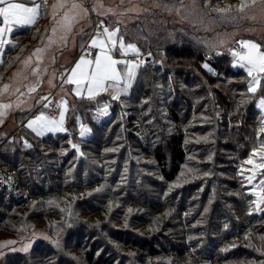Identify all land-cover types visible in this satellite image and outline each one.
Segmentation results:
<instances>
[{
  "label": "trees",
  "instance_id": "obj_1",
  "mask_svg": "<svg viewBox=\"0 0 264 264\" xmlns=\"http://www.w3.org/2000/svg\"><path fill=\"white\" fill-rule=\"evenodd\" d=\"M155 1L166 2L167 7L175 5L174 0ZM209 13L211 16L217 15L215 12ZM157 26L165 38L163 43L160 41L158 45L165 50L164 56L170 65L177 63L185 69L188 68L186 62L190 63L192 59L196 65H199L204 61V55H201L203 50L209 51L211 54L213 50H219L220 40L215 41L211 47L203 45V50L193 47L191 43L196 38L190 32L195 25L191 22ZM135 29L147 32L146 26L140 21H135L124 28L125 40L136 43L141 51H145L147 48L145 36H138ZM235 29L238 30L237 27H229L227 30L221 28L224 33H228L226 35L236 36ZM252 38L264 42L262 35ZM234 40H238L237 37H234ZM232 42L228 43L231 44L230 47L234 45ZM230 56L228 50L220 56L209 55L207 61L213 68H217V65L220 67L222 63H225L228 65V69H226L228 76L236 79H232L231 84L228 85L232 95H235H233L235 100L231 96L232 100L230 101L228 96L217 89L219 98H223L229 108L234 109L231 116L232 121L224 118L223 115L219 116L218 112L222 110L218 111L217 108L219 109L220 104L214 102V98L209 99L206 93L205 86L209 82L207 79H204L206 80L203 84L204 89L201 91L200 97L196 96L195 102L192 103L189 95L184 92L180 93L174 102H170L168 95L161 94V88L156 87L154 80L149 79L158 71L153 70L152 64L148 61L138 72L136 82L129 94L130 97L127 98L128 105L142 99V102L139 101L142 106L137 101V106L134 108L129 106L128 110L126 109L128 114L122 118V109L119 107L121 105L115 103L111 115L107 116L108 118L103 123L96 125L97 131H93L87 142H82L79 145L81 146L79 155L77 151L69 148L68 136L58 135L40 139L26 131L28 132L26 137L25 134H20L11 140H0L1 164L3 168L16 173L21 188L27 191L31 198L42 197L38 200L39 207L42 208L43 203L46 208L45 204L49 202L48 193L65 185L74 188V182L78 183L81 180L85 182L83 185L88 187L105 183L109 187L107 195H116L115 189H119L117 193L119 195V191L126 187L121 178L123 170L128 167L129 160H140L142 155L145 158L146 156L151 158L150 156L153 155L158 168L154 167L147 174L149 182L145 179L140 191L127 186L128 197L119 198L129 204L151 205L152 201L148 199L151 194L145 185L152 189V193L156 192L155 187H159L163 191L167 190V192L171 189L170 200L166 204H157L152 207L156 210L160 207H167L166 217L159 222L161 230L157 234L147 237V239L140 237L137 240L135 236L129 234L124 237L126 239L123 238L120 242L125 246L131 243L129 245L138 251L141 259H145L147 256L166 254L172 255V258H176L177 261L181 260L179 264H242L241 260L244 258L252 261H264V251L260 250L261 253H258L255 243L258 236L264 237V223L258 222L264 221V214L262 217L248 214L252 203H242V201H245L244 196L249 194L240 188L239 177H233L243 159L253 148H257L256 146L260 142V140L257 141L258 129L261 125L260 110L255 107L256 97H251L247 93L246 72L241 68H234ZM179 71L183 74L186 73L184 70ZM219 72H222L221 68H219ZM189 74L190 72H188ZM218 75L217 78L211 77L219 80L221 76ZM210 80L212 79L210 78ZM201 81L198 80V83ZM209 84H212V81ZM209 84L207 83V87ZM211 90L215 94L214 87ZM245 96L248 98V104ZM242 100L245 101L243 104ZM90 103L93 102L83 100L77 107L82 110L94 107ZM73 114H79L85 122H92L88 112L86 115L73 108ZM117 118L122 120V127L118 125L115 129H110L111 121ZM222 118L227 122H220ZM229 124L232 127L229 130L225 129ZM75 125L76 117L73 118L74 129ZM219 127H222L221 130ZM208 130L212 131L209 136L210 140L207 142L197 140V135L208 132ZM224 133L227 136L225 139ZM23 138L28 140L31 147L23 144ZM73 141L78 142L77 139ZM9 145L16 148L11 154L3 150V148H9ZM102 146L104 147L102 148ZM67 149H70V153L66 154ZM108 149H117V151H108ZM151 151L153 153H150ZM197 152L199 153L197 160L201 164L196 166V171L197 173L207 172V176L184 186V190L181 192L174 190L169 184L175 180L188 156L195 155ZM73 164L75 165L73 166ZM220 168L227 171L223 174L227 177L226 180L222 177L221 179L229 182L224 186L229 189L224 194L219 191L220 174L218 172H220ZM155 172L159 181L166 184H159L151 176ZM236 187L240 188L241 192H235ZM103 196L98 197L99 202L101 199L103 200ZM87 197L89 198L85 200L86 206L97 207L94 202L96 198ZM180 198L181 208H179L180 202L177 206L173 205L174 201L180 200ZM131 200L134 202H130ZM24 206L26 204L5 205L0 202V207L5 209L23 208ZM231 209L238 210L236 212L238 215ZM137 212H148V210ZM241 216L245 218L246 223L239 220ZM138 217L142 218L143 216L139 215ZM42 219L37 218L36 220L42 222ZM176 231L177 233H175ZM87 234V240L83 241L85 238L80 237L83 233L74 234L73 232L76 250L82 249L83 245V248L86 249L82 254L84 262L87 264H117L113 257H109L108 245L105 247L106 241L112 239L111 236L91 231ZM165 234L169 235L165 236ZM247 234L251 238H249L251 241L249 243L245 240L246 237L248 239ZM239 235L244 236V241L247 244L242 245L241 242H236ZM257 245L260 246V244ZM42 246L43 244H40L35 247L28 255H15V260L12 259L10 263L40 264L43 256H49L52 257L50 259L56 257L57 264H65L63 262L66 261V257H63L59 248L49 247L40 250ZM191 251L193 254L190 253Z\"/></svg>",
  "mask_w": 264,
  "mask_h": 264
},
{
  "label": "rangeland",
  "instance_id": "obj_2",
  "mask_svg": "<svg viewBox=\"0 0 264 264\" xmlns=\"http://www.w3.org/2000/svg\"><path fill=\"white\" fill-rule=\"evenodd\" d=\"M89 1V3H88ZM83 0L85 7H91L90 0ZM130 1V0H129ZM127 0L126 5L129 4ZM100 2V1H99ZM159 7H156L154 4V0H136L135 3H141L144 7H148L149 11H143V13L137 14L136 18L133 17L131 20H137L140 21L144 26L147 28V32H140V30L135 29L138 36H145V40L147 43V48L145 51H142V59L145 60V62L150 61L152 64V69L157 70L158 72H155L153 77L149 78L150 80H154L156 83V87L161 88L160 93L167 94L169 97L170 102H174L176 99H178L180 93H185L189 95V98L191 102H195L198 97L201 96V91L204 89V85L206 80L212 81V84H209L207 87L206 83V93L210 98H214V102H217L220 104L219 109L217 108L219 116L223 115L224 118H228L230 121H232V112L234 109H230L229 106L225 103V100L223 98H219L218 91L222 92V94L228 96L229 100L231 101L230 97L232 95L228 85L231 84L232 79L236 80L233 77H229L227 74L228 65L225 63H222L219 67L217 65V68L214 67L207 61V57L209 55H215L220 56L224 54V52H228L231 44L224 43L223 45L220 44L219 50L215 49L212 51V54L209 51H204L202 49L203 45H209L208 47H211L215 41L222 39L223 36H225L228 33H224L221 28H225L226 30L229 27H237L238 30H236V36L238 40H240L244 36H253L260 35L264 32V16H262L259 12H256V19L255 20H240V19H225L221 18L218 14L211 16L209 12H215L216 8H225L228 5L232 6L233 13L235 12L236 6H238L240 0H214L213 4L209 7L202 3V0H197V3L195 5L192 4V0H174L175 5L165 8L166 2H158ZM56 3V2H55ZM88 3V4H87ZM54 4V3H53ZM89 5V6H88ZM94 5V4H93ZM93 7H98L97 4H95ZM126 7V6H125ZM124 7V8H125ZM123 5H120L118 10L115 9L116 15L120 16V12H126L124 11ZM108 9V8H105ZM180 10L177 12V10ZM59 10V9H58ZM253 13H249V15H252ZM113 17H107V18H100L101 20L104 19L105 24L109 25V23H113ZM154 18V19H153ZM120 21H123L124 18H119ZM125 21V20H124ZM191 22L195 26L191 30V35L194 36L196 39L192 40L191 45L195 48H201L203 50L202 56L204 55V61L201 62L199 65H196L194 63L193 59L190 61V63L184 61L187 63V67L183 69L184 67L178 65L177 63H167V59L164 56L165 50L161 49L160 45H158L161 41L165 40L163 37V33L158 29L157 25H173L176 23H187ZM128 23V21L126 22ZM98 24V23H97ZM96 22L94 24L96 28ZM233 25V26H232ZM56 26H59L58 23H56ZM82 24H78V28L81 27ZM263 27V29H261ZM142 29V27H140ZM149 28V30H148ZM259 29V30H257ZM256 30V31H254ZM178 31V30H176ZM156 34H154V33ZM61 33L64 34L63 30L61 29ZM244 37L242 39H252L258 41L256 38L252 37ZM264 37V36H263ZM143 38V39H144ZM142 39V40H143ZM235 41V40H234ZM233 41V42H234ZM232 42V43H233ZM156 45V47H155ZM148 49V50H147ZM151 53V55H149ZM217 53H220L219 55ZM169 55V54H168ZM148 56V58H146ZM193 57V56H192ZM232 58V56H230ZM194 58V57H193ZM232 66H233V58H232ZM207 64L209 68L212 69L210 72L208 69L204 68L203 65ZM144 66V65H143ZM142 66V67H143ZM185 66V67H186ZM195 67V68H194ZM199 67V68H198ZM194 68V69H190ZM219 68H221L222 72H219ZM239 68V67H234ZM179 70H184L186 73H180ZM152 72V71H151ZM188 72L190 74L188 75ZM218 72L221 78L219 80H215L214 78H217ZM215 73V74H213ZM247 74V73H246ZM218 75V76H219ZM212 76V77H211ZM210 78L212 80H210ZM198 80H202L200 83H198ZM148 87V86H147ZM214 87L215 94L211 90ZM130 91V90H129ZM245 94V93H244ZM129 96V95H128ZM127 96V98H128ZM197 96V98H196ZM235 96V95H234ZM244 96V95H243ZM130 97V96H129ZM231 97V98H232ZM127 98H120L118 101H111L107 98H103V100H99L100 103L108 102L111 106L108 109V115H111V110L114 107L115 103L120 104L119 106L121 110V116L122 118L125 117L128 112V107L134 108L138 104H141L142 99L136 100V102H131L128 105ZM259 94H257L255 104L258 103ZM1 99V98H0ZM234 99V97H233ZM235 100V99H234ZM245 100L248 104V98L245 96ZM3 101V100H2ZM140 101V102H139ZM7 102H1L0 104H4ZM142 106V104H141ZM98 107V104L95 105L93 108L94 110ZM256 107V106H255ZM257 108V107H256ZM92 109V110H93ZM127 109V110H126ZM258 109V108H257ZM260 110V109H258ZM89 111V110H87ZM91 112V111H90ZM107 116H101L99 113H96L95 115L92 113V122H89V128L91 129V133L93 131H97L96 125L103 123L104 119L107 118ZM260 121L264 119V111L260 110ZM220 122H225L226 120L223 118ZM241 120V119H240ZM236 120V121H240ZM85 122V120L80 118L79 121H76L75 125V131H73V140H76L78 142H74L73 144L80 145L82 140H79L77 137V128L79 122ZM227 122V121H226ZM88 123V122H87ZM92 123V124H91ZM236 123V122H235ZM122 120H112L110 123V129H115L118 125L122 127ZM212 127V126H211ZM232 127V125L229 124L225 129L229 130V128ZM261 127V125H260ZM220 128V127H219ZM222 128V127H221ZM220 128V130H221ZM124 129V126H123ZM259 130V129H258ZM133 131V130H132ZM211 130H208V132H202L199 135H197V140L200 141H208L210 140L209 136L211 134ZM259 132V131H258ZM8 133V130H4L0 132V138L6 137ZM221 133H223L221 131ZM225 133L223 134V136ZM9 136V135H8ZM92 136V134H91ZM76 137V138H75ZM91 138V137H90ZM227 138V136H224V139ZM258 143L257 148L259 147L260 143L264 141V135H260L258 133L257 141ZM104 146H102L103 148ZM15 146L9 145V148H3L4 151H7L8 153H12L15 151ZM72 149V148H70ZM70 149L66 150L65 153L67 154ZM81 153V146H79ZM76 152V149H72ZM200 152V151H199ZM252 152V151H251ZM251 152L248 154V156L251 154ZM4 153V152H3ZM70 153V152H69ZM150 153H153L152 151ZM197 154L188 156L186 163L182 165L179 173L177 174L175 180H173L169 186L177 191H183L184 186H187L189 184H192L196 182L199 178H205L207 176L206 173H197L196 166L198 164H201L197 160ZM246 156L242 163L240 164L238 171L234 173L233 177L238 178L241 180V187L244 192L249 194L248 196H244L246 199L245 201H242V203H248L250 204L253 200L256 199L255 196L251 195V191L253 188L252 184H248L247 180L245 179L246 176L249 175L247 171L244 172V176H241L239 173L241 171V168L243 166L244 169L250 168L251 165H244V161L248 158ZM78 157V156H77ZM151 158L149 156L144 157L142 155L140 157V160L131 161L129 160L128 167H126L123 170V177L121 178V181L123 184H126V187L122 188V191L120 190L119 195L118 190L115 189L116 195H107L106 192L109 189L108 185L105 183L101 185H96L93 187L84 186L85 183L83 180L81 182L76 181L74 182V188H69L68 185L61 186V188L57 187L56 190H52L51 193H48V200L45 205L46 208H44V205L42 203V208L39 207V198H30L25 203L26 206L12 208V209H5L0 207V264H11V260H15V255H28L30 254L35 247L39 246L40 244H43L42 247H40L42 250L43 248H49L52 247L54 249L59 248L61 253L63 254V257H66V261L63 262L65 264H87L84 262V257L82 254L86 250L81 247L79 251L76 250L75 246V239H73V232L75 233H83L82 237L84 240H87L88 232H95L97 234L102 235H110L111 240L106 241L105 247L108 245V252L109 257H113L116 260V263L119 262L121 264H179L181 260L177 261L176 258H172V255H156L152 257H148L145 259H141L139 256V253L136 249H134L132 246L127 244L126 246L120 242L121 239L131 234L132 236H135L136 240L138 238H145L151 237L155 234H157L161 227L159 225V222L163 220L166 217L167 213V207H160L158 210L156 208H152L157 204H166L170 200V191L168 190H160L159 187L156 188V192L154 191L152 193V189L149 186L145 187L149 190L148 199L152 201L151 205L143 204V205H136V204H129V202H123L120 198L122 196L128 197L127 192V186L131 189H134L136 191H140L142 184L144 180L146 179L147 182H149V178L147 175L151 172V170L158 168L156 165V161L154 159V156L151 155ZM1 158V156H0ZM258 159V157L256 158ZM2 161L0 159V167L3 168V165L1 164ZM75 164H73L74 166ZM5 166V165H4ZM220 172V187L219 191H221L223 194L224 192L228 191L229 189L224 188V186L228 185V181L226 180V176H223V174L227 171H225L223 168L219 169ZM153 176L156 181L159 184H166L164 182H160L156 172L151 175ZM224 178L225 180L221 179ZM230 180V177H228ZM259 179L261 177H257L253 184H257L259 182ZM78 186V187H77ZM144 187V188H145ZM236 187L235 192H241V189ZM143 189V188H142ZM146 189V190H147ZM147 190V191H148ZM101 192V193H100ZM105 192V195H104ZM233 192V191H232ZM245 193V194H246ZM103 196V200L101 199V202L98 201V197ZM118 195V196H117ZM31 196V195H30ZM87 196H93L94 202H96L97 207L89 208L85 204V200H87ZM180 196V195H179ZM187 196H189L187 194ZM120 197V198H119ZM129 200V199H128ZM130 202H134L131 200ZM179 204V208H181V198L180 200L174 201L173 205L177 206ZM126 205V206H124ZM145 206V207H144ZM252 208L250 212L254 214L255 216L262 217L264 214L263 212H256L253 205H251ZM264 207V206H262ZM48 214H47V212ZM140 210H148V212H142L139 213L137 211ZM232 212L237 214L238 210L231 209ZM44 214V215H43ZM142 215V218H139V215ZM240 214V213H239ZM249 214V213H248ZM238 215V214H237ZM37 218H43L42 222H39L36 220ZM239 220H242L244 223H246L244 217H240ZM259 223H264V221H258ZM255 224L257 222H254ZM76 230V232H75ZM177 233V231L175 232ZM169 234H165V236H168ZM248 236V234H247ZM75 237V235H74ZM238 240L236 242H241L242 245L247 244L244 241V236L239 235ZM246 237L245 240L251 242ZM126 239V238H124ZM251 239V238H250ZM80 240V239H79ZM8 241H14L15 243L8 244ZM54 242H58L54 243ZM166 243V242H165ZM256 246L258 247V253H261L260 250L264 251V237L258 236L256 240ZM257 244H260L258 246ZM27 247V251H23V249ZM191 251L190 253H192ZM193 254V253H192ZM52 257L49 256H43L42 260L40 261V264H57V258L54 257L53 259H50ZM264 264V261H252L247 260L246 258L241 260L242 264Z\"/></svg>",
  "mask_w": 264,
  "mask_h": 264
},
{
  "label": "snow or ice",
  "instance_id": "obj_3",
  "mask_svg": "<svg viewBox=\"0 0 264 264\" xmlns=\"http://www.w3.org/2000/svg\"><path fill=\"white\" fill-rule=\"evenodd\" d=\"M120 2L124 3V0H120ZM213 2L214 0H202V3L209 7ZM196 3L197 0H192L193 5ZM46 4L47 0H41V2H37V0H0V56H3V50L6 47L15 48L18 46L13 42L12 34L18 29L31 28L40 16L42 5ZM154 4L156 7L160 6L155 0ZM51 7L54 14L58 9L64 10L61 19L57 23L64 32L60 39L66 45L68 34L72 33L75 25L81 20H87L89 8L85 7L83 0H56V3L52 4ZM99 8H104L103 3L99 4ZM165 8H167V5H165ZM91 10L98 11L96 7ZM132 10L134 9H129V11ZM141 11H149V9L144 8ZM179 11L178 9L177 12ZM215 11L221 18L225 19L255 20L256 12L264 16V0H240L234 13L231 5L225 8H216ZM109 12H112L113 15L116 14L111 8L99 12V14L107 15ZM249 13L253 14L249 15ZM52 31L55 33L57 29L54 27ZM224 43L226 41H219L221 45ZM234 44L236 47L229 48V53L233 58V67H239L247 73V93L251 97H257V94H259L258 103L255 106L264 111V42L240 39L235 40ZM82 48L83 53L74 66L71 69H65L64 73H62V85H72L73 87L69 91L77 99L97 102L99 115L107 116L111 105L108 102L100 103L98 98L107 94L111 100H119L122 95H127L137 79L138 70L145 64V61L140 59V49L136 44L125 42V37L119 28V22L117 26L110 27L105 26V22L101 20L96 25L91 39L87 44L82 45ZM93 49L96 50L94 54L92 52ZM42 51L43 49L37 48L32 53V56H36L39 60V54ZM130 54L135 56L136 59L125 58ZM217 54L219 55L220 53ZM117 56L121 58H117ZM29 60H31V56L24 61L25 65L28 64ZM2 62L0 60V63ZM203 67L210 72L212 71L207 64H204ZM33 74H38L35 69H33ZM49 84H52L51 80H49ZM8 90L9 85L5 84L3 91L6 93ZM16 91L19 92L20 90L16 89ZM27 91L35 93L37 87L35 85L30 86ZM40 101H46L43 103V108L45 109L53 107L52 101L49 100L48 96L40 97L37 103ZM244 102L243 100L241 101L242 104ZM11 107L10 103L0 104V118L4 117L6 110ZM55 108L59 109L58 117L41 111L33 119L29 120L26 126L37 136H44L45 133L67 132L68 129L65 127V123L66 114L69 111L68 101L62 96L56 102ZM76 119L79 121L78 117ZM0 122H2V119H0ZM90 131L91 129L86 125L80 124L79 135L81 137ZM259 134L264 135V119L261 120ZM27 146L31 147V145ZM71 147L76 149L77 152L80 151L79 146L76 144H71ZM108 151H117V149H108ZM257 157L258 159H256ZM244 165H251L247 169L242 166L239 173L241 176H244L245 171L249 173L245 179L248 184L253 185L251 195L256 197L251 203L256 212H264V207H262L264 206V141L260 143L258 148H253L251 154L244 161ZM257 177H261V179H259L257 184H253ZM249 214L251 215L252 213L250 212ZM7 243L15 242L8 241ZM54 243L58 244V242ZM27 250V247L23 249V251Z\"/></svg>",
  "mask_w": 264,
  "mask_h": 264
},
{
  "label": "crops",
  "instance_id": "obj_4",
  "mask_svg": "<svg viewBox=\"0 0 264 264\" xmlns=\"http://www.w3.org/2000/svg\"><path fill=\"white\" fill-rule=\"evenodd\" d=\"M37 2H41V0H37ZM55 2L56 0H47V4L42 5L40 16L31 28L16 30L12 34L11 38L13 42L18 46L15 48L6 47L3 50V56H0V60L3 61L2 63H0V103L4 101L12 105L10 109L6 110L4 117L0 118L2 119V122H0V132H2L3 129L8 130V133L6 134L7 136L1 137L0 140H11L14 136H18L20 134H25L26 137L28 135V132L30 134L36 135L26 125L29 120L33 119L41 112L37 111V108L39 106H43V103L46 102L40 101L39 103H37V100H39L42 96H48L49 100L52 101L55 107L56 102L59 101L63 96V98L68 101L69 107V111L66 114L65 123V127L68 129V131L58 133H45L44 136H36L40 139H44L46 137L65 135L69 137L67 139L69 148H72L71 144H73L74 129L73 118L78 117L79 120L81 118L79 114H73V108L75 110L84 112L86 115L89 114L91 119L92 113L95 115V110L96 113L98 112L97 108L95 110L93 109L97 102L94 101L93 103H90L92 104V106L94 105V107L92 108H87L85 110L79 109L77 105L80 104L83 100L77 99L75 95L71 91H69V89L73 87L72 85H62V73H64L65 69H71L76 61L80 58V56L82 55L81 52L83 51L82 45L87 44V42L91 39V36L93 35L95 29L94 24L95 22L96 24L99 23L101 21L100 18L113 17V23H109V25L105 24V26L115 27L119 22V28L121 33L123 34L124 28L127 25L137 21H130V19L133 17L136 18L137 14L139 13H143L141 9H148V7H144L141 3H135L136 0H130V3L127 5V0H124V3H121L120 0H90V2L92 3L91 7H88L89 13L87 16V20H81L75 25L72 33L68 34V42L65 45V43H63L60 39V37L64 34L61 33L60 26H56V23L61 19L64 10L59 9L54 14L51 6ZM100 3H103L104 8H99ZM93 4L98 5V11L91 10L94 6ZM120 5H123V8L126 6L124 8V11L126 12H120V16H117L116 14L113 15L112 12L107 13V15L99 14V12L105 11V8H111L115 12V9L118 10ZM129 9L134 10L129 11ZM119 18H124L125 21H120ZM102 20L105 21L104 19ZM127 21L128 23H126ZM78 24H82V32L81 29L78 28ZM54 27L57 29L55 33H53L52 31ZM261 29H263V27H261ZM261 35L264 36V32L260 34V36ZM234 37L235 36L232 34L225 35L221 40H224L226 41V43H228L234 41ZM250 37L255 36H253L252 34ZM125 42L127 43L130 41L125 40ZM137 47L140 49L139 45H137ZM37 48L43 49V51L39 54V60L36 56H32V53ZM140 53L143 54L141 49ZM30 56L31 60H29L28 64L25 65L24 61L28 60ZM117 58L121 57L117 56ZM125 58L136 59V57L131 54ZM140 59H142V55H140ZM33 69L36 70V72L38 73L37 75L33 74ZM140 69L138 70V72L140 71ZM49 80L52 81V84H49ZM5 84L9 85V90L6 93L3 91ZM33 85L37 87V91L35 93H29L27 91V88ZM16 89H19L20 91L17 92ZM131 91L132 88L127 95H122L120 98H127ZM21 93H23V95H21ZM103 98L111 100L110 96L107 94H104L102 97L98 98V100H103ZM111 101L113 102L118 100ZM57 111L58 113L55 116L58 117L59 109H57ZM80 124H84L89 128V121L88 123H83L80 121L76 131L79 140L87 142V140L90 139L92 133L90 131L86 133L85 136L81 137L79 135ZM23 144L25 146L30 145L28 140L25 138H23Z\"/></svg>",
  "mask_w": 264,
  "mask_h": 264
},
{
  "label": "built area",
  "instance_id": "obj_5",
  "mask_svg": "<svg viewBox=\"0 0 264 264\" xmlns=\"http://www.w3.org/2000/svg\"><path fill=\"white\" fill-rule=\"evenodd\" d=\"M232 47H236L234 44ZM95 49L92 50L93 54ZM83 51L81 52V54ZM53 104V103H52ZM37 111H44L46 114L57 115L58 111L54 107L45 109L39 106ZM31 196L27 191H24L19 183V178L15 172L9 171L0 167V202L5 205H12L14 203H25Z\"/></svg>",
  "mask_w": 264,
  "mask_h": 264
}]
</instances>
